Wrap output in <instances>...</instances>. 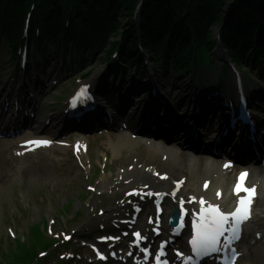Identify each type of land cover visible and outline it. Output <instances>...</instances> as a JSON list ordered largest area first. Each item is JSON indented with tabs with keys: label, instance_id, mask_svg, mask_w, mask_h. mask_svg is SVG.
<instances>
[{
	"label": "trees",
	"instance_id": "1",
	"mask_svg": "<svg viewBox=\"0 0 264 264\" xmlns=\"http://www.w3.org/2000/svg\"><path fill=\"white\" fill-rule=\"evenodd\" d=\"M226 1L143 0L137 29L131 19L138 0H0L1 43L9 51L19 45L25 16L33 4L30 38L37 25L49 43L61 42L58 49L82 44L71 50L76 54L102 50L109 40L121 36V62L139 63L140 44L155 63L180 72L186 69L187 64L183 65L190 61V52L200 54L213 48L211 27L223 23ZM221 41L236 62L264 57V0H235L221 29ZM116 45L112 42L110 49Z\"/></svg>",
	"mask_w": 264,
	"mask_h": 264
},
{
	"label": "rangeland",
	"instance_id": "2",
	"mask_svg": "<svg viewBox=\"0 0 264 264\" xmlns=\"http://www.w3.org/2000/svg\"><path fill=\"white\" fill-rule=\"evenodd\" d=\"M102 53H95L91 57V61L87 62L86 69L81 71L80 74H85L86 72H91L94 76L99 67L94 62L102 58ZM58 66V65H57ZM9 66L6 63L5 52L0 51V84L3 85L6 82V78L13 75L12 71H8ZM95 68V69H93ZM217 68H215L217 72ZM51 69V71H50ZM57 67L55 65L49 68V65L44 70L46 76L54 77L57 73ZM252 73L251 70L248 71ZM50 74V75H49ZM89 74V73H88ZM211 74H208L210 76ZM157 80L161 83L163 81V75L156 74ZM61 81L59 85H64L59 89L57 86L52 89L48 88L43 90L42 94V104L40 107V112L36 115V119L41 120V118H46L48 115L58 112L54 109V101L58 97V92H65L69 90L72 84V75L60 77ZM162 84V83H161ZM173 85V84H172ZM172 85L170 87H172ZM185 87H178V91L173 90V94L179 95L181 102L188 104L190 99V90ZM264 86V84H263ZM144 96V97H143ZM140 96L138 99H147V95ZM137 99V100H138ZM41 100V99H40ZM47 104V105H46ZM102 139H95L93 142V147L96 148L98 145L102 144ZM5 145L0 142V150H3ZM136 154L126 152L118 159L117 162H113L112 166L108 169L106 175H100L99 179L95 183V193L86 194L85 188L98 174L99 165V154L94 153V169L93 174L90 176V181L88 180V174L82 173L79 169H71L67 165L52 164L50 162H45L41 160L37 163L26 167L23 171L21 177L15 176L11 170L10 166L4 160L3 155H0V254L9 253L12 250V242H10L8 237V228L10 227L14 233L15 237L18 238L22 235L28 233V228L34 223L42 222L43 220L54 219L56 225L54 224L52 229L53 232L62 230L77 229L73 235L74 241H79L83 236L89 235L92 237L95 230L97 229L96 224L103 220L110 208L113 207L114 201L121 197L124 190H119L115 187L114 181L116 176L117 168H125L131 161V157ZM142 157V155H140ZM104 178V183L101 179ZM105 194V198L97 199V193ZM85 201V203H83ZM82 202L84 209V215L76 220L73 219L76 210L78 209V203ZM69 206L68 213H61V209ZM98 209H103L104 215L102 218L96 216L95 212ZM258 216L254 223L255 227H258L264 232V209L259 204ZM83 241L88 239L82 238ZM74 245V244H73ZM75 246V245H74ZM257 250L260 251L259 260L254 258L256 250H252L247 255L240 264H264V239L257 245ZM14 252V249L13 251Z\"/></svg>",
	"mask_w": 264,
	"mask_h": 264
},
{
	"label": "snow or ice",
	"instance_id": "3",
	"mask_svg": "<svg viewBox=\"0 0 264 264\" xmlns=\"http://www.w3.org/2000/svg\"><path fill=\"white\" fill-rule=\"evenodd\" d=\"M37 146L47 145L49 141H31ZM229 165H225L228 167ZM246 173H241L238 181L235 185L234 192L247 193L246 197L239 199L238 205L235 210L229 213L221 211L218 205L208 204L204 207L206 201L201 198L199 201L201 204V210L199 214L198 222L193 223L194 235L191 239L192 251L199 254L201 252L207 253L210 251H217V244L219 243L220 237L225 231H232L235 234L237 225L250 217V204L254 195V189H250L244 186V180ZM207 187V185H205ZM158 195V194H157ZM220 194L217 193V196ZM234 221L231 229H226L225 225L229 222V218ZM137 239L141 238L139 232L135 233ZM67 238V237H66ZM103 258V257H101Z\"/></svg>",
	"mask_w": 264,
	"mask_h": 264
},
{
	"label": "bare ground",
	"instance_id": "4",
	"mask_svg": "<svg viewBox=\"0 0 264 264\" xmlns=\"http://www.w3.org/2000/svg\"><path fill=\"white\" fill-rule=\"evenodd\" d=\"M141 6H142V3L139 5L137 4L135 9L140 11ZM139 21H140V17H139ZM150 78L153 79L152 76H150ZM189 139H191V138H189ZM156 149H157V146L152 144V150L155 151ZM166 153L169 155V157L171 159L174 158V155L170 150H166ZM147 158L154 159L155 157L153 155L147 153ZM213 164L214 163L211 162V163H208L207 165L210 166L212 169H214L215 164L214 165ZM138 166H141V167L138 168ZM159 166H160V164H155L154 162L135 160L134 163L130 166V167H133V169L130 172H126L125 177L127 179H132V181H134L132 184L138 190L146 191V190H150V189L154 188L156 191H165L167 188L170 187V182L175 181L174 180L175 177L180 172L178 170H174L171 168V170H169V172H168V178L169 179H167L166 182H159L158 179H155L153 171H151V168H150V167H159ZM188 168L190 171H193V172L198 171L199 172L198 174H201V172L199 170H197L196 163L194 160L192 161V164L189 165ZM218 170H219V167H218ZM203 174H204V171H203ZM229 179H230V176L228 178L224 179V174H221L219 171L217 180H211V185H210L208 195L212 198L213 192L215 189H218V188L222 189L223 190V199L221 201V205H224L228 199V193H229L228 182H229ZM252 181L254 183L260 184L259 188H258V194L264 193V176H262V175L255 176L252 179ZM194 185H195L194 182H190V183L187 182L186 185H184L182 192L185 194H197V191H195L194 190L195 188H193ZM258 251L259 250H256V253ZM259 257H260V251L258 252V254H256V256H254V258H256V260L258 258V260H259Z\"/></svg>",
	"mask_w": 264,
	"mask_h": 264
}]
</instances>
